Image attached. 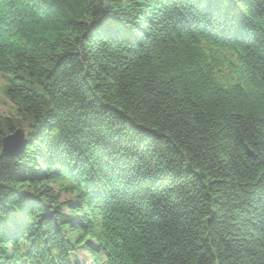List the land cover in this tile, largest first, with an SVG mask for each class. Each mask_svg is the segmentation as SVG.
I'll return each mask as SVG.
<instances>
[{"label": "trees", "instance_id": "16d2710c", "mask_svg": "<svg viewBox=\"0 0 264 264\" xmlns=\"http://www.w3.org/2000/svg\"><path fill=\"white\" fill-rule=\"evenodd\" d=\"M0 74V264H264V0H0Z\"/></svg>", "mask_w": 264, "mask_h": 264}, {"label": "rangeland", "instance_id": "374dc122", "mask_svg": "<svg viewBox=\"0 0 264 264\" xmlns=\"http://www.w3.org/2000/svg\"><path fill=\"white\" fill-rule=\"evenodd\" d=\"M8 78L0 74V118H12L14 116V107L7 97Z\"/></svg>", "mask_w": 264, "mask_h": 264}, {"label": "water", "instance_id": "95a60500", "mask_svg": "<svg viewBox=\"0 0 264 264\" xmlns=\"http://www.w3.org/2000/svg\"><path fill=\"white\" fill-rule=\"evenodd\" d=\"M23 145V133L21 131L16 132L13 136L4 139V151L8 152L12 149L14 152L20 150Z\"/></svg>", "mask_w": 264, "mask_h": 264}]
</instances>
